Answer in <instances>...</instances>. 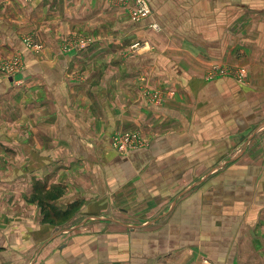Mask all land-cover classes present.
<instances>
[{"label":"crops","instance_id":"obj_1","mask_svg":"<svg viewBox=\"0 0 264 264\" xmlns=\"http://www.w3.org/2000/svg\"><path fill=\"white\" fill-rule=\"evenodd\" d=\"M147 1L0 0V264H264V0Z\"/></svg>","mask_w":264,"mask_h":264},{"label":"built area","instance_id":"obj_2","mask_svg":"<svg viewBox=\"0 0 264 264\" xmlns=\"http://www.w3.org/2000/svg\"><path fill=\"white\" fill-rule=\"evenodd\" d=\"M111 2L119 9L128 10L131 20L134 22H140L152 14V8L147 0H111ZM29 42L31 40H28ZM225 67H215L207 76V79H216L220 77H234L239 82L244 83L247 79V72L245 69H241L237 72ZM24 70L22 61L18 57L6 60L1 65V71L7 77L13 78L21 74ZM144 95L148 97L147 102L150 105H161L163 103V96L160 93L154 91L144 92ZM146 140L140 131L127 132L117 135L114 138V148L121 154H128L132 151L142 149L146 147ZM204 264H209L205 262Z\"/></svg>","mask_w":264,"mask_h":264},{"label":"rangeland","instance_id":"obj_3","mask_svg":"<svg viewBox=\"0 0 264 264\" xmlns=\"http://www.w3.org/2000/svg\"><path fill=\"white\" fill-rule=\"evenodd\" d=\"M122 10H124V9H122ZM124 11H127V12H129L128 10H124ZM29 42V41H28ZM30 44V43H29ZM11 59H13V58H11ZM10 59V60H11ZM7 60H9V59H7ZM4 61H6V60H3L1 63H0V68H1V65H2V63L4 62ZM227 68H229L230 70H234L235 72H237V71H239V70H241V69H245V67H225L224 69H227ZM25 72V68H24V70L21 72V74H19V75H22L23 73ZM4 74V73H3ZM5 75V74H4ZM19 75H17V76H19ZM6 76V75H5ZM17 76H13V78H16ZM7 77V76H6ZM248 77V76H247ZM7 78H10V77H7ZM247 80V79H246ZM245 80V81H246ZM238 81V80H237ZM244 81V82H245ZM238 83H241V84H244V83H242V82H239L238 81ZM148 92V91H150L148 88H145L144 87V92ZM155 92V91H154ZM145 98H146V100L148 99V97L147 96H145V95H143ZM142 135H143V133L142 132H140ZM144 136V135H143ZM144 139L146 140V138L144 137ZM41 200L43 201V203L42 204H46V202H44L45 200H46V198H41Z\"/></svg>","mask_w":264,"mask_h":264}]
</instances>
